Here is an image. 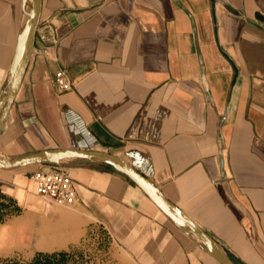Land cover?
Wrapping results in <instances>:
<instances>
[{"label":"crops","instance_id":"crops-1","mask_svg":"<svg viewBox=\"0 0 264 264\" xmlns=\"http://www.w3.org/2000/svg\"><path fill=\"white\" fill-rule=\"evenodd\" d=\"M22 4L0 0V90ZM61 148L122 157L229 255L264 264V0H42L0 156ZM39 167L0 170V256L71 246L32 249L52 225ZM68 169L85 217L137 264H220L109 168Z\"/></svg>","mask_w":264,"mask_h":264},{"label":"water","instance_id":"water-1","mask_svg":"<svg viewBox=\"0 0 264 264\" xmlns=\"http://www.w3.org/2000/svg\"><path fill=\"white\" fill-rule=\"evenodd\" d=\"M42 0H23L22 23L8 78L0 90V134L9 116L25 74L36 51L37 32L41 22ZM107 167L115 175L137 187L170 220L220 264H242L229 255L221 244L180 207L171 202L155 184L122 157L108 152L80 149H49L27 153L12 159L0 156V170L13 171L27 167L69 166Z\"/></svg>","mask_w":264,"mask_h":264},{"label":"rangeland","instance_id":"rangeland-1","mask_svg":"<svg viewBox=\"0 0 264 264\" xmlns=\"http://www.w3.org/2000/svg\"><path fill=\"white\" fill-rule=\"evenodd\" d=\"M50 228L60 231L64 238L70 239L67 252L73 254L67 264H137L112 240L107 229L101 224L92 222L85 217L79 207L67 208L58 204L46 207ZM40 229V228H39ZM38 229V230H39ZM72 239V240H71ZM41 240L36 236L35 248ZM32 250H18L15 253L6 252L0 256V264H25L30 259Z\"/></svg>","mask_w":264,"mask_h":264},{"label":"built area","instance_id":"built-area-1","mask_svg":"<svg viewBox=\"0 0 264 264\" xmlns=\"http://www.w3.org/2000/svg\"><path fill=\"white\" fill-rule=\"evenodd\" d=\"M54 81L60 93L69 92L74 88V82L64 70L56 73ZM31 179L35 182L37 195L48 205L58 204L67 208L79 206L80 199L69 170L43 166L31 174Z\"/></svg>","mask_w":264,"mask_h":264},{"label":"bare ground","instance_id":"bare-ground-1","mask_svg":"<svg viewBox=\"0 0 264 264\" xmlns=\"http://www.w3.org/2000/svg\"><path fill=\"white\" fill-rule=\"evenodd\" d=\"M37 236L38 239L41 240V243L38 244V247L43 251H52L55 249L66 248L70 240L64 238L60 231L54 230L48 225H43L37 231Z\"/></svg>","mask_w":264,"mask_h":264},{"label":"trees","instance_id":"trees-1","mask_svg":"<svg viewBox=\"0 0 264 264\" xmlns=\"http://www.w3.org/2000/svg\"><path fill=\"white\" fill-rule=\"evenodd\" d=\"M72 255L66 251L54 253L39 252L25 264H67L68 258L72 257ZM1 264H4V262Z\"/></svg>","mask_w":264,"mask_h":264}]
</instances>
